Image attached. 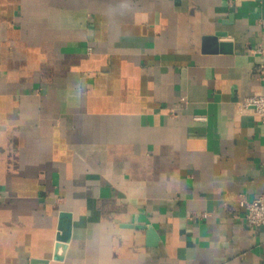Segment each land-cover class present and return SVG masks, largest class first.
<instances>
[{"label":"crops","instance_id":"0c3cea01","mask_svg":"<svg viewBox=\"0 0 264 264\" xmlns=\"http://www.w3.org/2000/svg\"><path fill=\"white\" fill-rule=\"evenodd\" d=\"M259 45L263 0H0V264H264Z\"/></svg>","mask_w":264,"mask_h":264},{"label":"built area","instance_id":"2783aa9c","mask_svg":"<svg viewBox=\"0 0 264 264\" xmlns=\"http://www.w3.org/2000/svg\"><path fill=\"white\" fill-rule=\"evenodd\" d=\"M88 50L91 51L92 47H88ZM256 51L264 53V46L259 45ZM258 70L260 72V78L264 82V61L259 65ZM236 106L239 112L250 111L258 115L264 122V87L238 100ZM238 201L244 209V216L249 225L253 228H264V196L260 195L250 199L245 195H240Z\"/></svg>","mask_w":264,"mask_h":264},{"label":"water","instance_id":"95a60500","mask_svg":"<svg viewBox=\"0 0 264 264\" xmlns=\"http://www.w3.org/2000/svg\"><path fill=\"white\" fill-rule=\"evenodd\" d=\"M264 1V0H263ZM227 33H225V31H218L216 32L214 35H210V36H206L204 37V42H205V49L207 50H221V51H227V52H231L232 51V43L231 42H227V41H219V37L222 35H226ZM67 215L68 217H70V213H67L66 211H62L61 212V216ZM70 226V225H69ZM128 226H132V225H128ZM143 227L148 229V233L151 237V244H155L156 240L158 239V235L155 231V229L152 226H146V225H142ZM70 236V227H68L67 229V233H66V239L68 240ZM34 262H48V259H34Z\"/></svg>","mask_w":264,"mask_h":264}]
</instances>
